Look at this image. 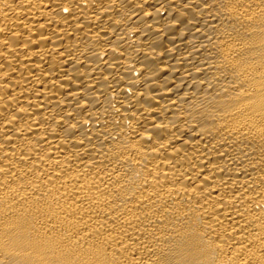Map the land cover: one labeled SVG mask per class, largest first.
I'll return each instance as SVG.
<instances>
[{"label": "bare ground", "instance_id": "6f19581e", "mask_svg": "<svg viewBox=\"0 0 264 264\" xmlns=\"http://www.w3.org/2000/svg\"><path fill=\"white\" fill-rule=\"evenodd\" d=\"M0 264H264V0H0Z\"/></svg>", "mask_w": 264, "mask_h": 264}]
</instances>
